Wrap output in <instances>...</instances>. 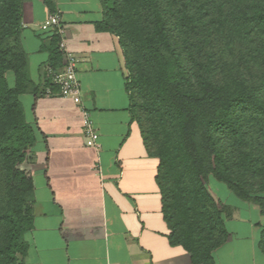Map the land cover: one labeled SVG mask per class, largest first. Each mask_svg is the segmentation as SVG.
Masks as SVG:
<instances>
[{"label": "trees", "instance_id": "16d2710c", "mask_svg": "<svg viewBox=\"0 0 264 264\" xmlns=\"http://www.w3.org/2000/svg\"><path fill=\"white\" fill-rule=\"evenodd\" d=\"M41 1L56 13L53 0ZM23 2L0 0V264H18L32 226L33 182L20 165L39 131L26 120L19 96L38 87L20 42ZM100 3L95 28L118 39L128 111L158 160L168 240L193 264H216L213 251L228 233L208 176L264 213V0ZM49 35L43 47L48 67L57 69L59 37ZM257 244L264 252V226Z\"/></svg>", "mask_w": 264, "mask_h": 264}, {"label": "crops", "instance_id": "0c3cea01", "mask_svg": "<svg viewBox=\"0 0 264 264\" xmlns=\"http://www.w3.org/2000/svg\"><path fill=\"white\" fill-rule=\"evenodd\" d=\"M64 46L78 60L80 102L44 92L50 12L24 0L20 42L27 71L38 87L19 96L26 120L38 128L20 167L32 178V226L18 264H193L168 240L155 175L158 160L142 143L128 111L126 69L117 37L98 31L100 0H53ZM10 85L12 72H7ZM99 148L85 142L83 112ZM223 219L228 236L213 251L216 264H264L258 247L264 214L231 197Z\"/></svg>", "mask_w": 264, "mask_h": 264}, {"label": "built area", "instance_id": "2783aa9c", "mask_svg": "<svg viewBox=\"0 0 264 264\" xmlns=\"http://www.w3.org/2000/svg\"><path fill=\"white\" fill-rule=\"evenodd\" d=\"M42 29H45L49 34H56L59 37L58 46L63 55V61L60 68H46V76L50 84L44 87V92L48 95H56L61 98H69L74 103L80 102V84L77 77V58L67 51L64 46V29L61 25L57 13L50 14L42 23ZM83 134L85 142L88 146L94 149L99 148L98 133L93 127V124L86 111L83 112Z\"/></svg>", "mask_w": 264, "mask_h": 264}, {"label": "rangeland", "instance_id": "374dc122", "mask_svg": "<svg viewBox=\"0 0 264 264\" xmlns=\"http://www.w3.org/2000/svg\"><path fill=\"white\" fill-rule=\"evenodd\" d=\"M206 186H207V189H208L209 193L212 195V197L215 199V201L219 202L220 204L223 205V209H224L223 215L229 209V204H228V200L227 199H229L230 197L232 199H234V198L240 199L237 196H235L226 187V185L224 183L218 182L217 180H215L211 176H208V179L206 181ZM242 201H246V200H242ZM246 202H249V203H252V204L256 205L259 208V211L261 212L260 207L256 203H253V202H250V201H246ZM261 213L264 214L263 212H261Z\"/></svg>", "mask_w": 264, "mask_h": 264}]
</instances>
